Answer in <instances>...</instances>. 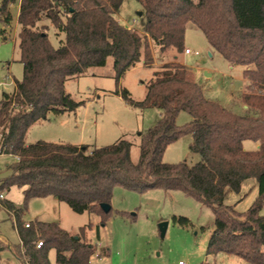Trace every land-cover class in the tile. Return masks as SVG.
I'll return each instance as SVG.
<instances>
[{
    "label": "trees",
    "instance_id": "trees-1",
    "mask_svg": "<svg viewBox=\"0 0 264 264\" xmlns=\"http://www.w3.org/2000/svg\"><path fill=\"white\" fill-rule=\"evenodd\" d=\"M17 1L24 76L14 93L0 101V151L15 158L0 194L16 186L23 189L24 200L21 206L5 199L0 204L14 218L19 260L52 264L49 253L55 250L57 264H90L96 247L84 240L85 228L81 235L73 234L54 222L25 223L22 216L31 199L53 197L77 214L100 215L104 226L119 186L137 192H182L214 214L207 255L225 253L248 264H264V0H137L142 7L140 29L124 26L116 17L126 0H2L4 24L11 23L10 7ZM189 23L230 64L247 67L244 79L249 83L241 98L250 114L237 115L207 99L190 68L175 59L154 72L143 101L121 91L128 104L162 112L153 128L140 133L138 163L132 160L133 144L127 139L89 153L84 145L25 143L33 125L50 114L75 112L83 104L66 91L68 81L104 67L109 58L118 82L139 63L153 67L154 48L161 57L186 50ZM52 30L58 47L52 43ZM182 112L190 120L180 126ZM186 136H191L190 150L200 161L165 163L168 147ZM245 141L259 148L248 151ZM249 180L257 183L258 197L240 213L226 199L229 193L240 194ZM102 205L111 208L105 211ZM173 222L192 225L179 216Z\"/></svg>",
    "mask_w": 264,
    "mask_h": 264
},
{
    "label": "rangeland",
    "instance_id": "rangeland-1",
    "mask_svg": "<svg viewBox=\"0 0 264 264\" xmlns=\"http://www.w3.org/2000/svg\"><path fill=\"white\" fill-rule=\"evenodd\" d=\"M139 12H142V7L137 0H126L116 17L124 26L140 29ZM10 13L12 21L9 25L4 24L0 15V101L4 94L14 93L16 83L22 81L24 76L19 50V1L11 5ZM54 33L53 30L50 33L51 40L58 47L59 40ZM184 44L191 54H186L185 50L180 54L172 50L163 58L158 54V49L151 48L154 52L153 67L139 63L120 82L115 78L112 58L104 67L91 68L84 77L68 81L66 91L76 102L83 104L75 112L50 114L46 121L33 125L25 136V143L31 145L46 141L84 145L89 153L94 148L127 139L133 144L132 160L138 163L140 133L153 128L162 117V112L128 104L122 98L121 91L129 92L136 102L143 101L154 72L164 64L175 61L174 56H177L175 62L190 68L207 99L237 115L250 114L249 107L241 98L249 83L244 79L247 67L230 64L210 47L194 23L187 25ZM189 120L190 116L182 112L177 124L182 126ZM191 143V136H186L170 145L164 162L177 164L185 161L190 165L199 162L200 156L190 150ZM14 162L13 156L0 151V184L12 174L10 166ZM1 192L15 205H22V188L14 186ZM257 197L258 185L254 180H249L240 194L229 193L226 204L244 213ZM55 202L52 198L30 200L22 220L25 223L36 220L58 223L68 232L79 235L81 229L85 228L84 240L96 247L90 264H178L179 261L186 264H248L225 253L207 255L210 236L215 228L214 214L180 191L137 192L117 186L111 203L113 211L104 226L101 225L100 215L90 212L77 214L66 203ZM118 211L129 215H120ZM261 215L264 216V207ZM174 216L188 218L192 225H177L173 222ZM164 222H168V228L165 236H162L160 224ZM18 246L14 219L0 206V264H22L15 255ZM49 258L52 264H57L55 250L50 251Z\"/></svg>",
    "mask_w": 264,
    "mask_h": 264
},
{
    "label": "crops",
    "instance_id": "crops-1",
    "mask_svg": "<svg viewBox=\"0 0 264 264\" xmlns=\"http://www.w3.org/2000/svg\"><path fill=\"white\" fill-rule=\"evenodd\" d=\"M174 58L177 60V56H174ZM143 64V63H142ZM182 64V63H181ZM184 65V64H183ZM207 74V73H206ZM207 76V75H206ZM244 109H245V105H244ZM77 146H82V145H77ZM244 148L248 151H254V150H257L259 148V144L258 143H254V142H251V141H245L244 142ZM5 200L9 201L8 199H6V197L4 196ZM54 199V201H56L55 203H59V201L53 197H47V198H42V199ZM34 199H38V198H34ZM40 199V198H39ZM32 200V199H31ZM11 202V201H10ZM1 207H3L1 204H0ZM13 218V217H12ZM14 219V218H13ZM31 222V221H30ZM30 222H26V223H30ZM44 222V221H43ZM64 229V228H63ZM17 232V231H16ZM18 235V233H17ZM19 238V236H18ZM180 262V261H179ZM23 264V263H22Z\"/></svg>",
    "mask_w": 264,
    "mask_h": 264
},
{
    "label": "water",
    "instance_id": "water-1",
    "mask_svg": "<svg viewBox=\"0 0 264 264\" xmlns=\"http://www.w3.org/2000/svg\"><path fill=\"white\" fill-rule=\"evenodd\" d=\"M139 16H142V12H139ZM206 75L208 76V74ZM102 207L105 211H109L111 208L110 205H102ZM167 228H168V222H164L160 224V231H161L162 236H165Z\"/></svg>",
    "mask_w": 264,
    "mask_h": 264
},
{
    "label": "built area",
    "instance_id": "built-area-1",
    "mask_svg": "<svg viewBox=\"0 0 264 264\" xmlns=\"http://www.w3.org/2000/svg\"><path fill=\"white\" fill-rule=\"evenodd\" d=\"M185 53L186 54H191L192 52H191V50L190 49H186L185 50ZM5 198H4V195L3 194H0V200H4ZM26 227H29V224H26ZM42 244H43V242H39L38 243V247H41L42 246ZM178 264H186L184 261H180Z\"/></svg>",
    "mask_w": 264,
    "mask_h": 264
}]
</instances>
